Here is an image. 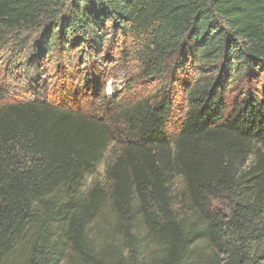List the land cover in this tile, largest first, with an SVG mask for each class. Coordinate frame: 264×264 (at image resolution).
Here are the masks:
<instances>
[{
  "label": "trees",
  "instance_id": "1",
  "mask_svg": "<svg viewBox=\"0 0 264 264\" xmlns=\"http://www.w3.org/2000/svg\"><path fill=\"white\" fill-rule=\"evenodd\" d=\"M28 51L140 92H14ZM0 61V264H264V0H0ZM113 142L109 200L83 193Z\"/></svg>",
  "mask_w": 264,
  "mask_h": 264
},
{
  "label": "rangeland",
  "instance_id": "2",
  "mask_svg": "<svg viewBox=\"0 0 264 264\" xmlns=\"http://www.w3.org/2000/svg\"><path fill=\"white\" fill-rule=\"evenodd\" d=\"M97 71L96 74L91 75V84L86 85L83 80L85 72H81L80 66H77L76 59L72 60L70 66H64L58 69L56 64L45 63L42 67H38L32 62L30 51H28L27 57L21 65V70L17 73V81H14L11 76L6 80L12 91L19 92L22 88L28 85L34 94L46 95V96H62L64 102L73 106L75 104L86 107L88 102L87 97H91L94 91L100 94H105L108 98L120 101L122 99H128L133 95L140 92V87L137 85H129V76L134 75L133 67L128 65L123 66L118 61L110 62V60L103 58L101 55L97 57ZM75 65V66H74ZM4 72V61H0V79ZM90 75V74H89ZM92 118H101L102 115H98L93 110L90 113ZM115 141V140H114ZM173 150L167 151L169 163H172ZM124 156L122 146L119 143L113 142L103 155L101 162L96 167V171L92 175H88L84 178L82 189L83 193H86L89 189L97 186L102 191V196L109 200L111 193V184L107 179V169L114 165L117 158ZM121 174H126L131 177V167L128 163H122L120 167ZM183 183L181 178L175 173L170 177V191L178 201L182 198Z\"/></svg>",
  "mask_w": 264,
  "mask_h": 264
}]
</instances>
